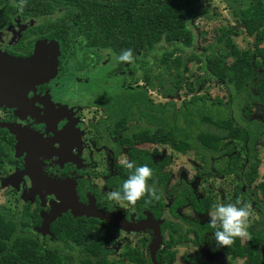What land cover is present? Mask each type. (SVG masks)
Segmentation results:
<instances>
[{
  "label": "trees",
  "instance_id": "obj_1",
  "mask_svg": "<svg viewBox=\"0 0 264 264\" xmlns=\"http://www.w3.org/2000/svg\"><path fill=\"white\" fill-rule=\"evenodd\" d=\"M223 1L246 35L253 38L252 48L237 56L231 32L214 28L217 35L212 41L204 32L195 33L190 22L202 15L210 18V11L197 0H56L64 15L50 26L55 28L54 37L61 41L66 58L81 46L95 51L109 49L115 58L123 50H132L135 71L131 81H143L144 85L131 87L121 83L115 89H105L106 97L100 103L108 111L103 123L104 137H115L114 157L128 149V160L136 165L147 164L153 170L148 183L156 188V183L168 182L169 176L162 168L169 160L154 162L151 148L192 156L203 163L197 170L203 180L214 174L212 159L225 157L228 162L224 173L240 176L244 184L251 185L258 175L264 116H256L254 110L264 107V0ZM198 39L206 42L201 50L196 48ZM125 63L119 62V66ZM209 82L224 86L226 101L199 94ZM151 91L163 99L177 98L180 93L185 98L179 105L171 100L154 103L149 96ZM6 138L0 130V176L11 160L9 147L1 143ZM241 157L245 162L238 165ZM116 169L110 183L115 190L129 174L121 164ZM182 187L170 212L186 203V195L197 213L212 209L214 204L209 197L196 201L189 195L190 187ZM240 192V187L235 188L236 194ZM158 195L159 200L145 196L130 207L141 217L146 211L157 219L164 206L159 191ZM32 215L24 214L22 209L13 213L0 207V264H151L147 250L132 246L127 238L123 239L121 251L116 252V231L121 227L63 213L49 225V233L42 235L36 229L43 218L38 217L37 211ZM258 223L247 226L245 243L243 238H236L232 245L218 247L231 264H264V226L258 231L253 228ZM214 231L204 224L184 232L179 229L170 236L180 241L193 232V242L200 246L205 235L213 236ZM172 240L156 255L158 264L168 260L166 249Z\"/></svg>",
  "mask_w": 264,
  "mask_h": 264
},
{
  "label": "flooded vegetation",
  "instance_id": "obj_2",
  "mask_svg": "<svg viewBox=\"0 0 264 264\" xmlns=\"http://www.w3.org/2000/svg\"><path fill=\"white\" fill-rule=\"evenodd\" d=\"M197 2L199 3L198 0ZM199 5L208 9L207 6H202L200 3ZM225 8L230 11L226 4ZM63 15L64 10L56 5V0H0V57L3 55L12 59L31 58L36 52L35 45L45 40L56 41L59 48L57 57L58 74L55 79L48 83L32 87L28 93H11L0 87L2 91L0 92V123L11 124L18 129L24 128L27 132L25 134H30V136H40V139L35 141L30 138L27 141L26 150L21 148V150L16 151V137L9 133L8 129L0 128L8 137V139L6 138L4 141H1V143L5 147H9V156L11 158V160L7 161L6 165H4L5 172L0 176V187L2 182L10 180V183L5 186H8V191L12 194L18 195L17 204L20 209H23V205L27 202L26 204L30 207L32 214L34 211H37L38 217H40L48 213L51 204L55 205L56 203L59 204V202L57 201L55 203V201L51 200L55 196L50 193V188L46 186L47 184L44 186L39 185L35 189L32 188V182L27 176H22L15 181L10 179L11 175L22 172L25 169L26 159L31 161L38 158L41 163L36 170H40V177L67 183L68 192L70 189L74 188L78 203L84 207L94 204L99 212L112 214L114 218L123 221V223L126 224L125 228H127V226L131 227V225H142L144 221L147 220V217L148 222L153 226L158 224V236H156V231L153 227H148L144 230L140 228L137 231L132 229L130 231H125L129 234L139 233L147 235L148 240L144 250H147L150 262L153 264L150 256V247L157 237L161 240V243L155 253V261L159 250L164 248L163 245L165 243H170L173 234H177V230L179 231L180 229L184 232L190 227L194 228V226H200L196 223H191L189 227L183 228L172 220L177 216L176 210L188 203L192 210L196 212L192 207L189 196H184L186 203L175 208L173 213L169 210L172 207L174 198H176L175 196L179 195L181 188H183L182 186H188V184L183 181H178L177 187L166 193L165 188L170 181V174L165 171V168L170 162V157L162 156L158 148H151L150 151L154 162H160L163 158L169 160L168 164H165L162 168V172L169 176L168 182H166L165 185L156 183L164 202V206L161 209V217L155 219V215L146 211L143 212L144 217H141V214L131 208L129 204L126 203L125 205V203H118L108 199L106 191L111 192L115 190L114 184L110 183L111 178L116 175V167L119 163L114 164V171L112 172V170H110L109 175L106 176L104 190H99L95 182L96 175L90 170L88 171V168L94 166V162L91 159L93 150L104 147L110 152L111 157L114 159L119 158L123 151L127 153L128 150L123 149L119 156L114 157L112 145L116 141L115 137L112 134L109 135L108 138L104 137L105 134L103 129L105 124L103 123L107 121L108 111H106L100 103L106 97L105 89H115L119 87L121 83L125 86L129 85L131 87H136L144 85V82L142 81L143 84H140L141 81L133 83L131 81V74L135 71V68L132 64L126 62L120 67L119 62L111 54V51L106 48H100L95 51L92 47L81 46L73 56L66 58V52H64L61 41L54 37L55 28L50 26V23H54L62 18ZM202 17L207 18L202 15L199 16L195 22ZM195 22H190L191 26L195 33L200 35V32L204 31L198 30ZM204 33L208 36L206 32ZM200 41V39L195 41L198 50H201L203 46L201 45L203 41ZM44 47L42 51L45 53V56H49L50 51L46 46ZM1 69L2 66L0 64V72H2ZM59 86H62V96L60 97L54 95V90ZM87 88L96 90L100 98L96 101L82 98V91ZM184 98L183 95V99ZM169 99L172 100L175 98ZM89 107H94L99 110L102 118L95 123H90L89 127L87 126L84 128V121L82 120L84 117L82 113ZM33 110L37 111L39 122L36 123L33 119L22 121L21 117L23 114L31 113ZM43 119H45L49 131L43 126ZM97 136L100 137L98 140L96 138ZM23 138L25 137L23 136ZM39 141L43 142L40 143ZM144 148L145 150L148 149V147H138L140 150H144ZM27 151H29L30 154ZM231 175L235 176L234 180L237 182L233 187L232 193L235 196L232 197L231 200L223 196V202L228 201L235 203L237 198H240L242 201L250 204L259 214L258 220L253 222H259L255 226H258L256 231L260 230V226H264V206L260 201H254L257 197L256 191H252L251 194L247 192V188L254 182L251 185H247L242 182L240 176L235 174ZM37 183L38 181L35 182V184ZM237 187H240L241 190L238 194L235 193V188ZM190 192L189 195L194 196L196 201H200V199L204 198H197L192 193L191 189ZM65 214L72 216V211L68 210ZM31 217H34V215H31ZM84 217L99 220L96 217ZM100 221L112 227L106 221ZM111 224L113 226L116 225L113 220H111ZM171 226H174L176 231H174V228H170ZM118 231L124 230L120 228L116 233H118ZM188 234L189 233L186 235V239H181L180 241H176V239L172 240V244L166 249V255L168 257L167 263L163 261V264L174 263V256H171L169 251L175 249L180 243L188 241ZM126 237H128L127 242L131 244L129 235ZM116 244L118 245L119 243L116 241ZM156 264H158L157 261Z\"/></svg>",
  "mask_w": 264,
  "mask_h": 264
},
{
  "label": "rangeland",
  "instance_id": "obj_3",
  "mask_svg": "<svg viewBox=\"0 0 264 264\" xmlns=\"http://www.w3.org/2000/svg\"><path fill=\"white\" fill-rule=\"evenodd\" d=\"M202 6H207L210 10V18H200L195 22L196 28L200 31H204L208 34L209 40L215 38L217 35L213 30L214 28L221 27L231 34H234L231 37V40L234 43L235 47V56L240 55L246 49L252 48L253 38L246 35L244 29L241 27L239 21L234 19L230 13V11L226 10L225 4L222 0H198ZM247 4V3H246ZM245 5V4H244ZM208 42V40H207ZM206 44V42H201V45ZM209 44V42H208ZM46 46L50 51L49 56H45V53L42 51ZM40 48V52L35 54L29 58L31 59L28 65L34 64L39 67L38 70H34L31 74H25L23 66L13 65L12 62H21V59H12L7 58L6 56L0 57V64L2 66V72H0V87L4 88L7 92H25L28 93L32 87H35L40 84L48 83L49 81L55 79L58 74V54L59 48L58 43L56 41H41L35 45V49ZM41 55V57H39ZM23 61L25 59H22ZM140 84H143L141 81ZM62 86H59L54 90L55 96H62L61 90ZM83 97L86 100H98L100 98L99 94L96 90L92 88H87L82 91ZM181 94V93H180ZM201 95H208L215 99L227 100V94L224 89V86L221 83L217 82H209L204 89L200 91ZM149 96L154 103H164L171 99H163L157 92L151 91L149 92ZM183 99V95H179L177 98L172 99L171 101L176 102L177 105L180 104ZM82 120L84 128L89 127L90 123L97 122L100 118H102L101 112L94 107H89L84 110L82 113ZM254 114L256 116H264V107L255 108ZM39 116L37 115V111L33 110L31 113L23 114L21 117L22 121L27 119H33L36 123L39 122ZM43 126L47 128L46 121L43 119ZM49 131V130H48ZM97 140L100 138L96 137ZM145 149V148H144ZM158 151L162 156H169L170 162L166 166L165 171L170 174V181L165 188V192L168 193L172 189L176 188L178 185V181H183L188 184L192 193L197 198H202L205 196H209L213 204L223 202L224 198H228L231 200L233 195V187L237 184L234 180V175L224 173V169L228 162V158L221 159H212L211 171L214 172L213 175L207 177L206 179H202L197 176V170L203 166V163H199L192 156H185L181 154H177L172 152L167 148H158ZM264 151V146L261 147L259 158H261V164L258 169V175L254 181V183L247 188L248 194H251L252 191L257 192V197L254 199L255 202L260 201L264 206V159H262ZM158 152V153H159ZM127 158V153L123 151L119 158L114 159L111 157V154L104 147L98 148V150H93L92 161L94 162V166L92 168H88L94 175H96V185L99 190H104V181L106 176L109 175L110 170L114 171V164H121V160ZM245 162L244 157H241L238 161V165H241ZM87 170V169H86ZM61 182V181H59ZM65 184V183H63ZM67 185V183H66ZM107 192V195L108 191ZM13 195V196H12ZM55 196V194H52ZM17 194H12L8 191V186L0 187V207L10 209L11 212H16L20 210L17 204ZM55 198V199H54ZM51 200L58 201L60 200L56 198V196ZM27 203V202H26ZM23 205V212L26 215L31 216L32 212L30 207L27 204ZM57 204V203H56ZM126 205V203H125ZM250 205V204H249ZM251 206V205H250ZM212 210V209H211ZM210 210V211H211ZM209 211V212H210ZM209 212L204 215H200L194 212L190 206V204H186L183 207H180L176 210L177 216L172 220L178 223L183 228L189 227L191 223H196L197 225H203L209 223ZM250 216L248 219V225H250L253 221H257L259 218V214L256 212V209L252 206L250 207ZM258 226L254 227V230H257ZM129 235L131 239V245L141 248L144 250L146 246V242L148 240L147 235L145 234H129L125 231H118L117 233V243L118 248L116 252L119 253L122 248V243L124 242V238H128L126 236ZM188 241H184L180 243L175 249L169 251L171 256H174V263L171 264H191L189 259H195L196 263L206 262L207 264H231L229 258L224 256L218 249L216 243L213 240V236L211 234H207L204 237V243L198 246L193 240L195 235L193 233L188 234ZM176 238V237H174ZM246 238H243V243H245ZM199 254V255H197Z\"/></svg>",
  "mask_w": 264,
  "mask_h": 264
},
{
  "label": "clouds",
  "instance_id": "obj_4",
  "mask_svg": "<svg viewBox=\"0 0 264 264\" xmlns=\"http://www.w3.org/2000/svg\"><path fill=\"white\" fill-rule=\"evenodd\" d=\"M118 62L131 63L133 53L131 49L123 50L116 57ZM121 165L129 170L127 178L117 190L108 193V199L118 203H127L134 206L138 200L148 196L159 200L158 189L155 184L149 185L148 181L153 176V170L147 165H136L127 158L121 160ZM250 205L240 198L235 203H217L209 212V225L215 229L213 236L217 247L226 248L232 245L236 238L248 236L247 226L251 214Z\"/></svg>",
  "mask_w": 264,
  "mask_h": 264
},
{
  "label": "water",
  "instance_id": "obj_5",
  "mask_svg": "<svg viewBox=\"0 0 264 264\" xmlns=\"http://www.w3.org/2000/svg\"><path fill=\"white\" fill-rule=\"evenodd\" d=\"M36 51H37L36 54H38L41 50L40 48H38ZM39 57H41V55ZM30 60L31 59L29 58L25 59L24 61L21 59V62H12V66L13 65L23 66L25 74H31L34 70H38L39 67L35 66L34 64L28 65ZM0 92L2 91L0 90ZM0 128L8 129L9 133H11L12 135L16 137V141H17V144L15 146L16 151L21 150V148L26 150V144L30 138H32L33 141L40 139L39 135L30 136V134H25L27 132L26 130H24V128L18 129L17 127H14L11 124L0 123ZM23 136L25 138H23ZM39 142L42 143L43 141H39ZM27 152L30 154L29 151ZM40 163L41 162L40 160H38V158L35 160H31V161H28V159H26L25 169L22 172L15 173L10 176V179H13V181L18 180L22 176L29 177L32 182V188H35V189L39 185L44 186L45 184H47L46 186L50 188V193L55 194L56 198L60 200L59 204H55V205L51 204L50 211L47 214L41 215L43 218V221H42L41 226L36 229L38 233H41L42 235H46L47 233H49V225L53 221H55L57 218H59L63 213H66L68 210H71L74 216L96 217L99 220L106 221L111 226H113L111 224V220H113L114 223H116V225L126 230L132 229L134 231H137L140 228L144 230V229H147L148 227H153L156 231V236L159 235L158 226H157L158 224H156V226L155 225L153 226L150 222H148V217H147V220L144 221L142 225L141 224L131 225V227L127 226V228H125L126 224L123 223V221H121L120 219L114 218L112 214L99 212L95 208L94 204L89 205L88 207H84L83 205L79 204L77 201L75 189L74 188L70 189V191L68 192L67 185L64 181H61V182H59V180L52 181V180H48V179H44L40 177V170H36V168L39 166ZM36 181H38L37 184H35ZM8 183H10V180H5L4 182H2L1 186L3 187L5 185H8ZM160 243H161V240L157 237V239L154 241V243L150 247L151 248L150 256H151V260L153 264H156L155 253L157 252L160 246Z\"/></svg>",
  "mask_w": 264,
  "mask_h": 264
}]
</instances>
